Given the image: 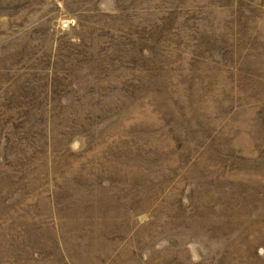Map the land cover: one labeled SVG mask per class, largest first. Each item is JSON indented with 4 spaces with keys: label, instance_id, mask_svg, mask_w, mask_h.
I'll return each instance as SVG.
<instances>
[{
    "label": "rangeland",
    "instance_id": "1",
    "mask_svg": "<svg viewBox=\"0 0 264 264\" xmlns=\"http://www.w3.org/2000/svg\"><path fill=\"white\" fill-rule=\"evenodd\" d=\"M0 264H264V0H0Z\"/></svg>",
    "mask_w": 264,
    "mask_h": 264
},
{
    "label": "built area",
    "instance_id": "2",
    "mask_svg": "<svg viewBox=\"0 0 264 264\" xmlns=\"http://www.w3.org/2000/svg\"><path fill=\"white\" fill-rule=\"evenodd\" d=\"M63 25H64V27H69V26L72 25V21L70 20V23H65V24H63Z\"/></svg>",
    "mask_w": 264,
    "mask_h": 264
},
{
    "label": "trees",
    "instance_id": "3",
    "mask_svg": "<svg viewBox=\"0 0 264 264\" xmlns=\"http://www.w3.org/2000/svg\"><path fill=\"white\" fill-rule=\"evenodd\" d=\"M45 246L50 247L49 243H45Z\"/></svg>",
    "mask_w": 264,
    "mask_h": 264
}]
</instances>
